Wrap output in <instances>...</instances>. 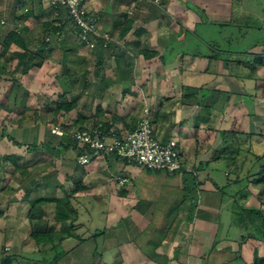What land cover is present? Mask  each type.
<instances>
[{"label": "crops", "instance_id": "crops-1", "mask_svg": "<svg viewBox=\"0 0 264 264\" xmlns=\"http://www.w3.org/2000/svg\"><path fill=\"white\" fill-rule=\"evenodd\" d=\"M53 1L0 0V264L7 256L11 264H254L264 258V188L257 194L253 187L264 185L256 182L262 161L252 144L264 154V61H251L264 56V0L248 6L243 0H85L110 36L95 49L79 43L66 11ZM12 31L20 39L10 42ZM46 33L45 64L24 67L19 54L39 48ZM54 56L60 67L47 78ZM242 61L257 64L258 76ZM211 64L218 70L210 81L193 80ZM223 84L226 97L217 89ZM64 100L74 101V110L58 112ZM242 104L244 127L228 116ZM146 106L157 138L179 141L181 172L162 174L115 156L81 165L82 150L50 131L103 121L110 137L121 136L134 130ZM226 131H235L239 152L240 138L247 139L253 160L243 179L228 175ZM64 197L66 222L56 218V199ZM250 209L262 211L257 228L242 218ZM35 233H49L51 242H37ZM67 243L58 261L44 258Z\"/></svg>", "mask_w": 264, "mask_h": 264}, {"label": "built area", "instance_id": "built-area-1", "mask_svg": "<svg viewBox=\"0 0 264 264\" xmlns=\"http://www.w3.org/2000/svg\"><path fill=\"white\" fill-rule=\"evenodd\" d=\"M52 5L56 8L59 6L66 8L72 21V32L80 43L95 49L101 43L106 45L110 40L109 34L99 30L97 17L86 7L85 0H54ZM51 132L58 137L67 135L78 142L83 149L77 159L81 165H89L107 156H115L152 170L178 173L184 168L179 141L170 139L164 142L157 138L148 106L143 109L134 130L121 136L110 137L102 122L84 127L70 123L66 127L54 125ZM117 179L120 180L119 177ZM125 181L126 178L121 182Z\"/></svg>", "mask_w": 264, "mask_h": 264}, {"label": "trees", "instance_id": "trees-1", "mask_svg": "<svg viewBox=\"0 0 264 264\" xmlns=\"http://www.w3.org/2000/svg\"><path fill=\"white\" fill-rule=\"evenodd\" d=\"M57 9H64L66 11V8L62 7V6H59L57 7ZM67 13V12H66ZM67 16L69 18V20H71V18L69 17L68 13H67ZM72 22V21H71ZM62 25L56 27V29H54L56 32L58 28H61ZM48 29V27H47ZM48 34H44L43 35V38H41V46L39 48H37L36 50H31V49H28L27 47L24 49L23 53L19 54V63L23 64L24 67H29V66H41L43 63H44V60L46 58V52L48 51V46H49V42H48ZM21 35H19L18 33H16L15 31H12L10 32V35H9V39H10V42L11 40H18L20 39ZM260 61V63L263 62L262 59H258ZM76 107V103L74 101H66L64 100L63 102H60L58 105H57V111L58 112H61V111H64V112H71L72 110H74V108ZM211 108V105L210 103H208L207 105H204L203 106V110H208ZM103 122V121H101ZM97 123H100L97 122ZM69 124V123H68ZM67 124V125H68ZM106 123H103L104 127L107 129L108 127L105 125ZM66 125V126H67ZM66 126H63V127H66ZM235 131H226L225 134L229 135V138H226L225 137V140H226V143H228L229 145H227L228 147L227 148H231L233 142H234V139L232 137V134L234 133ZM67 135H64L63 137H65ZM62 138V137H61ZM69 140H71L73 142V144L75 145V147L79 148L80 150H82L83 152V149H81V147L78 145V142L75 140V139H72V138H69ZM71 142V143H72ZM231 153V152H229ZM235 155L234 153L232 154H229L227 156V163H228V166H230L232 164V162H234L233 160L235 159ZM258 159L259 161H262V164L258 170V178L256 179V182H263L264 181V154L262 155H259L258 156ZM150 171H163V170H152V169H149ZM174 173H177V172H174ZM173 174V173H172ZM193 179L196 183V180H195V177L193 176ZM191 195L193 196L192 197V212L194 211L195 207H196V204H197V195H198V191H197V186L191 188ZM69 204V200L67 198H60V199H56V205H57V209H56V218L62 222H66L68 221L66 219V214H67V205ZM242 218L244 219H248V220H252L253 222H255L254 224V227L257 228V222L261 220H263V215H262V211L260 210H256V209H250V210H247L246 213L243 214ZM73 228V227H72ZM33 236L36 237V240L37 242L39 243H48V242H51V237L49 235V233H43V234H33ZM53 251H56L55 255H53L52 259H49V261H53V262H56L58 261L63 255H64V250H58V249H54ZM52 251V252H53ZM11 262V256H7L6 259H5V264H9ZM11 264V263H10ZM254 264H264V258H259L257 259V261L254 263Z\"/></svg>", "mask_w": 264, "mask_h": 264}, {"label": "rangeland", "instance_id": "rangeland-1", "mask_svg": "<svg viewBox=\"0 0 264 264\" xmlns=\"http://www.w3.org/2000/svg\"><path fill=\"white\" fill-rule=\"evenodd\" d=\"M244 1V3H242V1H241V3L242 4H244V5H246V6H248V4H247V2L249 3V4H251L250 2H249V0H243ZM245 8V7H244ZM254 31V30H253ZM247 31H246V29H245V31H244V33H246ZM255 33H258L259 31H257L256 32V30L254 31ZM250 34H252V30H251V33ZM252 36V35H251ZM251 36H249L248 37V41H250V39H251ZM247 41V42H248ZM247 42H244L243 43V45H245ZM80 43V42H79ZM58 49V46H57V48H56V50ZM47 52H49V50L47 51ZM59 56V55H58ZM58 56H54V61L56 62L55 64H52V63H49L48 61H47V63H49L50 65L49 66H47V68L45 69L46 71V75H47V78L51 75H53V74H55L56 72H58V70H59V67H60V65H59V59H60V57H58ZM57 57V58H56ZM253 59L251 60V61H253L254 59L256 60V59H263V61H264V56H259V57H252ZM46 60H47V56H46V58H45V60H44V62H46ZM243 62V61H242ZM43 64H45V63H43ZM240 66L242 67V68H244L247 72L248 71H251L252 73L251 74H253V75H255V77H257L258 76V72H257V69H258V65L257 64H254V69L253 68H250L249 67V65H248V63H247V61L246 62H243L242 63V65L240 64ZM264 66V65H263ZM210 70L208 69V70H206V72H204V73H202V75H204L203 77H201V76H199V78L198 77H196L195 76V78L193 79L194 81H196V82H198V83H201V82H205V81H210V79H212L213 78V74H214V71L217 69V66L216 65H213V64H211L210 65ZM61 69V68H60ZM250 69V70H249ZM218 70V69H217ZM221 70L223 71L224 70V68H221ZM217 72V71H216ZM208 73H210L211 75H207ZM20 76V75H19ZM44 77H45V75H44ZM14 78H16V77H14ZM31 82H37V80H35V79H33ZM36 90L37 89H39V88H35ZM218 90H219V96L220 95H223L224 97H226V95H227V93H228V91H227V89H226V86L223 84V85H219V87L217 88ZM10 91H11V89H10ZM38 92H40V90H37V97H39V98H42L43 99V96H44V94H42V93H38ZM221 92V93H220ZM264 93H262V95H263ZM70 97V96H69ZM67 98V97H66ZM31 100H32V103L34 104V103H36V99L32 96L31 97ZM13 102V98L11 99V103L10 104H13L12 103ZM9 103V102H8ZM245 106L242 104V105H239V106H232V108H230L229 109V115L228 116H230V117H236V118H238L239 119V121H240V119H243V116L244 115H246L247 114V107L246 108H244ZM260 112L262 113V115H264V109H262V110H260ZM213 113L215 114V113H219V111H216V112H214L213 111ZM4 115H2L1 116V118H0V123H1V121H3L2 120V117H3ZM217 120V119H216ZM259 122L260 123H262L263 122V120H259ZM240 123L242 124L243 122L242 121H240ZM94 124V123H93ZM245 126V123H243L242 124V127H244ZM52 127V126H51ZM51 127H50V131H51ZM247 128V127H246ZM261 132H262V130H260ZM52 133V132H51ZM240 140H242L241 142H240V149H241V151L239 152V150H238V148H236V144L233 142V144H232V146H231V148H225L224 149V151H227L228 150V152H231V153H229V154H232V153H234V154H236L235 155V158H236V160L232 163V165H230V167L228 166V163H227V167H229L230 169H228V175L230 176V177H232V179H237V177L238 176H240L239 178H244L245 177V175H246V173H247V168H248V165L250 164L251 165V162H252V154H250V153H248V151H247V148H248V146H247V139H242V138H240ZM253 144V147H254V149H256L257 151H258V155H260L261 153H262V148L261 147H259L258 146V144H256L255 142L254 143H252ZM7 145H11V143L9 142ZM255 145V146H254ZM256 146H258V148H255ZM4 149H6V148H4ZM210 154H211V152H210ZM216 155V154H215ZM215 155H213L214 156V158H215ZM211 159H212V155H211ZM163 173L162 174H164L165 173V171H162ZM152 174H153V176H155V174H157V172H152ZM3 185L2 184H0V187H2ZM255 189H256V193L257 194H260V193H262L263 192V188H264V185L263 184H257L256 186H253ZM236 189H238V186H236L235 187V190ZM232 191H234L233 189L231 190V192ZM17 196H18V193H16V196H15V199L17 198ZM72 243V242H71ZM71 246V244L70 243H67L66 245H65V248L63 249V250H67V248H69ZM60 251V250H59ZM6 252L7 253H9L10 251L9 250H6ZM55 253H56V251H53V252H51L50 254H47V255H45L44 256V258L46 259V260H49V259H52V257H53V255H55ZM38 255V254H37ZM51 264V263H50Z\"/></svg>", "mask_w": 264, "mask_h": 264}]
</instances>
